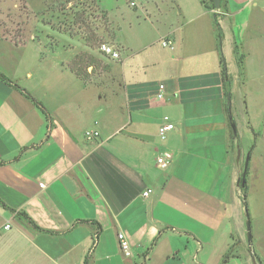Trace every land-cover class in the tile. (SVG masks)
<instances>
[{
  "label": "crops",
  "instance_id": "obj_1",
  "mask_svg": "<svg viewBox=\"0 0 264 264\" xmlns=\"http://www.w3.org/2000/svg\"><path fill=\"white\" fill-rule=\"evenodd\" d=\"M181 12V27L167 37L173 55H157L151 43L143 56L123 61L109 35L121 66L104 61L91 83L68 68L88 53L72 43L0 34V74L11 81L0 77V264H260L249 235L264 264V133L254 126L264 128V102L257 94L256 108L250 105L241 53L254 54L264 38L247 36L264 28V0H222L215 10L238 145L225 109L214 11ZM165 118L176 129L162 138ZM166 152L173 157L164 169L157 159ZM248 155L244 197L238 182ZM147 189L153 192L145 198Z\"/></svg>",
  "mask_w": 264,
  "mask_h": 264
},
{
  "label": "rangeland",
  "instance_id": "obj_2",
  "mask_svg": "<svg viewBox=\"0 0 264 264\" xmlns=\"http://www.w3.org/2000/svg\"><path fill=\"white\" fill-rule=\"evenodd\" d=\"M132 2L136 3L135 7L131 5ZM203 2L210 4V0H0V34L4 33L16 41L31 36L57 37L62 46L69 42L77 49L91 53L101 63V66H89L87 72L83 73L82 78L91 83L96 74L103 69L104 61L111 67L121 66L99 52L100 46L109 42V35L123 48L121 50L123 61L132 53H137L138 57L143 56V48L151 43L150 51L168 58L175 51L164 47L162 43L174 29L181 27L183 23L181 8L185 12L191 7L200 9L204 6ZM79 15H83L87 25L98 34L99 41L95 47L98 50L89 49L83 41L86 39L83 37L89 32L83 24L75 23ZM61 32L72 34L74 38ZM261 34H264V28L262 30L255 28L250 30L247 36ZM48 41L51 43L52 39ZM254 47L256 51L251 55H247L245 48L241 51L247 58L245 66L249 71L247 90L251 94V106L257 94H260L258 100L264 102V67H259V60L264 58V38ZM251 106L250 112L253 114L255 103L254 109ZM261 107L258 114L264 117V105ZM254 126L257 131L262 130L261 134L264 133V128H260L257 122H254ZM245 133L241 141L243 147L248 146L249 129ZM250 137L253 146L256 134L252 132Z\"/></svg>",
  "mask_w": 264,
  "mask_h": 264
},
{
  "label": "trees",
  "instance_id": "obj_3",
  "mask_svg": "<svg viewBox=\"0 0 264 264\" xmlns=\"http://www.w3.org/2000/svg\"><path fill=\"white\" fill-rule=\"evenodd\" d=\"M203 4H204V7H206L207 9L214 11V22H215V26H216V30H217L218 47H219L220 55H221V58H220L221 59V66H222L221 74H222L223 86H224V96H225V100H226L225 101V109H226V112L228 113V115H230L231 114V107H232L231 106V104H232L231 77H230L229 72H228L226 60H225V58L221 52V46H222V41H223L224 35H223L222 28H221L220 23H219V13L215 12L216 8H215L213 0H210L209 5L205 2H203ZM75 20H76L75 21L76 24H78V25L83 24L88 29L89 34H86L87 36L83 37V38H86V39H84L85 43L90 48L94 49L97 45V41H99L98 34L96 33L95 30H92L89 25H87L88 24L87 20L85 19V17L83 15H79V17H77ZM236 51H238L237 48H236ZM239 62H240V65L242 66L243 65V56L240 57ZM89 66H94V67L95 66H101V63L98 61V59H96L94 56H92L88 53H81V54L77 55L72 61H70L68 63V68L74 74H76V76H78L80 79H82L85 82H86V80H84V78H82V75H83V73L87 72V68ZM99 68H102V67H99ZM104 69H107V67H104ZM0 77L7 82H11V81L6 80L4 78V75L0 74ZM15 87L18 89L20 88L17 85H15ZM22 92H24V94L28 98H30L34 102V104L41 110V112L47 118H49V113L41 102L36 100L34 97H32L25 90H23ZM234 122H235L234 118L232 120H230V118H229L231 138L233 140V143L237 144L239 142V136L238 135L235 136L233 133L232 123H234ZM242 191H243V195L245 197L246 191H247V182H246L245 186L242 187ZM244 204H245V207L247 208V203L245 200H244ZM24 217L27 218L28 220H30L27 215H24ZM32 224H34V223L32 222ZM34 227H36L35 224H34ZM36 228L39 229L38 227H36ZM255 256H256V260L261 264L259 257L257 255H255ZM228 258L229 257H227V256L225 257L224 263H226ZM85 264H90L88 259L86 260Z\"/></svg>",
  "mask_w": 264,
  "mask_h": 264
},
{
  "label": "built area",
  "instance_id": "obj_4",
  "mask_svg": "<svg viewBox=\"0 0 264 264\" xmlns=\"http://www.w3.org/2000/svg\"><path fill=\"white\" fill-rule=\"evenodd\" d=\"M131 5L133 7L136 6V3L135 2H132ZM162 45L166 48H169V49H174V42L169 39V38H166L164 39ZM100 51L106 56L108 57L109 59L113 60V61H119L121 56L120 54L118 53V51L111 45L109 44H106V43H103L101 46H100ZM160 89L161 91H163L164 89V86L161 85L160 86ZM158 98H162V93H160L158 95ZM176 129V126L171 123L168 118H165V122L163 125H161L160 129H159V135L162 137V138H165L166 135L171 132V131H174ZM99 137V134L97 132H86V138L87 139H93V138H97ZM172 157L173 155L169 152H166L164 153L163 155L159 156L157 161H158V164L160 165V167L162 168H167L170 163H171V160H172ZM44 187V185H43ZM152 189H147L144 193H143V196L145 198L149 197L150 194L152 193ZM6 229H10L11 228V225L8 224L5 226ZM118 239L120 241V246L122 248V251L124 252V254L126 256H130L131 255V246H130V243L129 241L126 239L125 235L120 233L118 235Z\"/></svg>",
  "mask_w": 264,
  "mask_h": 264
},
{
  "label": "water",
  "instance_id": "obj_5",
  "mask_svg": "<svg viewBox=\"0 0 264 264\" xmlns=\"http://www.w3.org/2000/svg\"><path fill=\"white\" fill-rule=\"evenodd\" d=\"M213 1H214V5H215L216 10H219L221 8L222 0H213ZM229 118H230V120L233 119L232 114L229 115ZM232 129H233L234 135L235 136L238 135V131H237V127H236V123L235 122L232 123ZM237 145H238V143H237ZM249 160H250V156L248 155L247 158H246V161H245V167H244L243 175H242L241 179L238 182V185H240L241 187H244L245 184H246V175H247ZM248 224H249V222H248ZM248 231H250V228H249ZM249 246H250V252L252 253V257L254 259H256L255 255H254L253 247H252L251 235H249Z\"/></svg>",
  "mask_w": 264,
  "mask_h": 264
}]
</instances>
